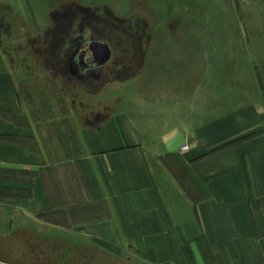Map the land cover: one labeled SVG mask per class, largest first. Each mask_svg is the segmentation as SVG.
Listing matches in <instances>:
<instances>
[{
	"label": "crops",
	"instance_id": "obj_1",
	"mask_svg": "<svg viewBox=\"0 0 264 264\" xmlns=\"http://www.w3.org/2000/svg\"><path fill=\"white\" fill-rule=\"evenodd\" d=\"M2 1L27 14L33 0ZM236 1L242 15L251 14L246 29L241 24L250 39L242 34L235 55L226 50L220 70L205 73L223 81L218 99L205 88L201 102L188 99L193 92L179 101L175 88L147 89L108 120L77 124L79 149L73 145L67 160L80 171L75 190L81 203H103L107 213L75 229V240H105L109 255L137 251L134 264H264V0ZM160 44L149 58L163 67L152 78L176 79L177 46ZM233 75L235 90L227 86ZM241 80L263 86L240 88ZM17 81L0 40V239L31 224L61 225L35 214L53 205L44 156L14 138L33 129L14 118Z\"/></svg>",
	"mask_w": 264,
	"mask_h": 264
},
{
	"label": "rangeland",
	"instance_id": "obj_2",
	"mask_svg": "<svg viewBox=\"0 0 264 264\" xmlns=\"http://www.w3.org/2000/svg\"><path fill=\"white\" fill-rule=\"evenodd\" d=\"M251 21L236 0H33L27 14L20 4L0 2V40L18 75L21 109L14 118L23 125L33 123L27 130L32 136L14 138L44 156L40 167L53 205L49 212L35 214L61 222L60 228L31 224L26 233L2 235L0 264H134L135 250L132 257L109 255L105 240L74 239L75 229L107 213L103 203H81L75 190L80 171L67 160L73 145L79 149L77 124L108 120L147 89L175 88L179 101L193 92L188 99L201 102L205 88L218 99L214 90L223 81L207 79L205 73L220 70L226 50L235 55L242 34L250 39L241 24L246 29ZM89 39L110 42L113 57L105 66L79 72L76 56ZM162 41L177 46L176 79L152 78L151 71H161L163 65L149 57L163 50L155 47ZM227 86L235 90L234 75ZM238 86L258 89L263 82L241 80ZM231 98L235 104L236 97Z\"/></svg>",
	"mask_w": 264,
	"mask_h": 264
},
{
	"label": "flooded vegetation",
	"instance_id": "obj_3",
	"mask_svg": "<svg viewBox=\"0 0 264 264\" xmlns=\"http://www.w3.org/2000/svg\"><path fill=\"white\" fill-rule=\"evenodd\" d=\"M101 41V42H105L107 44H109L110 48H111V43L108 42L107 40L104 39H89L88 44H86L85 47L81 48L80 51L78 52L77 56H76V62L79 66L78 71L79 72H86L88 69L91 68H95V67H100L101 65H97L96 62L93 60L92 56H91V50L89 49V44L92 41ZM111 61V60H110ZM106 63V62H105Z\"/></svg>",
	"mask_w": 264,
	"mask_h": 264
},
{
	"label": "water",
	"instance_id": "obj_4",
	"mask_svg": "<svg viewBox=\"0 0 264 264\" xmlns=\"http://www.w3.org/2000/svg\"><path fill=\"white\" fill-rule=\"evenodd\" d=\"M91 56L97 65H101L108 61L111 57V48L109 44L101 41H92L89 44Z\"/></svg>",
	"mask_w": 264,
	"mask_h": 264
},
{
	"label": "built area",
	"instance_id": "obj_5",
	"mask_svg": "<svg viewBox=\"0 0 264 264\" xmlns=\"http://www.w3.org/2000/svg\"><path fill=\"white\" fill-rule=\"evenodd\" d=\"M183 148H186V146H184Z\"/></svg>",
	"mask_w": 264,
	"mask_h": 264
},
{
	"label": "bare ground",
	"instance_id": "obj_6",
	"mask_svg": "<svg viewBox=\"0 0 264 264\" xmlns=\"http://www.w3.org/2000/svg\"><path fill=\"white\" fill-rule=\"evenodd\" d=\"M111 54H112V51H111ZM107 62V61H106Z\"/></svg>",
	"mask_w": 264,
	"mask_h": 264
}]
</instances>
